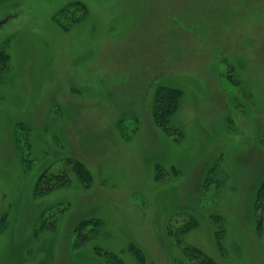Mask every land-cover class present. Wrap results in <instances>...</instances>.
Instances as JSON below:
<instances>
[{
	"label": "rangeland",
	"instance_id": "374dc122",
	"mask_svg": "<svg viewBox=\"0 0 264 264\" xmlns=\"http://www.w3.org/2000/svg\"><path fill=\"white\" fill-rule=\"evenodd\" d=\"M0 21V264H264V0Z\"/></svg>",
	"mask_w": 264,
	"mask_h": 264
},
{
	"label": "trees",
	"instance_id": "16d2710c",
	"mask_svg": "<svg viewBox=\"0 0 264 264\" xmlns=\"http://www.w3.org/2000/svg\"><path fill=\"white\" fill-rule=\"evenodd\" d=\"M169 90H171V94H172V95L169 94V96L178 103V100H180L182 95H183V91L180 90V89H177V88H171ZM162 99H164L166 102H167V100H169L168 98L164 97V95H162V96H160L157 99L156 103H159V102L161 103ZM168 103H169V106H168V109L166 110L167 113L165 114V116H163V117L160 116L159 108L155 110L156 121L158 123H160L161 125L165 124V122H167L170 119V117L172 116L173 111L176 109V103H174L173 101L172 102H168ZM82 165L83 164H81L80 162L77 163V166L80 169H83ZM262 185H264V182H263ZM262 188H264V186ZM262 190L263 189H261V191ZM99 221H100L99 219L97 221L90 220V222H95V223H99ZM129 250H130V252L133 254V256L137 259V261L140 264H144L145 263L146 260H145L144 253L136 244H130Z\"/></svg>",
	"mask_w": 264,
	"mask_h": 264
},
{
	"label": "water",
	"instance_id": "95a60500",
	"mask_svg": "<svg viewBox=\"0 0 264 264\" xmlns=\"http://www.w3.org/2000/svg\"><path fill=\"white\" fill-rule=\"evenodd\" d=\"M3 22H5V21H0V24H2Z\"/></svg>",
	"mask_w": 264,
	"mask_h": 264
}]
</instances>
